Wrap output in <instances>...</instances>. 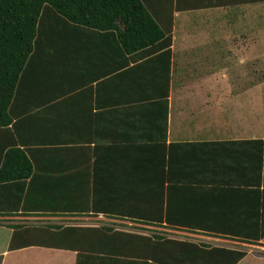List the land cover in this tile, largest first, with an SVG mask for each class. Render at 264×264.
Instances as JSON below:
<instances>
[{
	"label": "crops",
	"instance_id": "1",
	"mask_svg": "<svg viewBox=\"0 0 264 264\" xmlns=\"http://www.w3.org/2000/svg\"><path fill=\"white\" fill-rule=\"evenodd\" d=\"M143 1L170 28L169 53L43 15L13 97L32 172L0 181V264H75L31 235L50 224L195 242L138 240L114 264H264V0ZM10 137L0 129V157ZM175 142L196 159L169 165Z\"/></svg>",
	"mask_w": 264,
	"mask_h": 264
},
{
	"label": "trees",
	"instance_id": "2",
	"mask_svg": "<svg viewBox=\"0 0 264 264\" xmlns=\"http://www.w3.org/2000/svg\"><path fill=\"white\" fill-rule=\"evenodd\" d=\"M47 13L70 25L114 32L126 52L139 51L142 56L157 51L169 53L170 28L160 25L143 0H0V129L11 136L0 157V181L21 182L32 172L31 161L15 136L14 123L18 114L13 109V97L20 72L34 49L43 15ZM194 144L169 143L165 146L167 163L171 165L175 156L183 151L196 159ZM19 209L14 206L5 213L14 215ZM98 212L94 209L91 213ZM130 220L146 224L163 221L161 216ZM48 228L51 231L32 230L31 235L36 242L51 247L74 249L75 264H114L118 258L112 255H129L130 247L138 240L151 241L158 247L195 243L161 234L140 237L135 232L116 230L110 224H50ZM232 253L235 255L231 263H234L245 252Z\"/></svg>",
	"mask_w": 264,
	"mask_h": 264
},
{
	"label": "rangeland",
	"instance_id": "3",
	"mask_svg": "<svg viewBox=\"0 0 264 264\" xmlns=\"http://www.w3.org/2000/svg\"><path fill=\"white\" fill-rule=\"evenodd\" d=\"M22 221H23V223L34 222L32 219H25V220H22ZM65 223H67V222H65ZM76 223H86V222L85 221H80V222H76ZM88 224H91V223L88 222ZM114 226L121 227V228L125 227V226H120V225H114ZM127 229H131V228H127ZM221 243H225V242H221ZM226 244H229V245L235 246V247H241L244 250H249V249H253L254 250V249H256L258 247V246L255 247V246H249V245H242V244H239V243H233V242H228V241H227Z\"/></svg>",
	"mask_w": 264,
	"mask_h": 264
},
{
	"label": "built area",
	"instance_id": "4",
	"mask_svg": "<svg viewBox=\"0 0 264 264\" xmlns=\"http://www.w3.org/2000/svg\"><path fill=\"white\" fill-rule=\"evenodd\" d=\"M129 225H134V223H129ZM137 225V224H136ZM192 236V235H189ZM221 239H217V241H220ZM229 242V241H228Z\"/></svg>",
	"mask_w": 264,
	"mask_h": 264
}]
</instances>
